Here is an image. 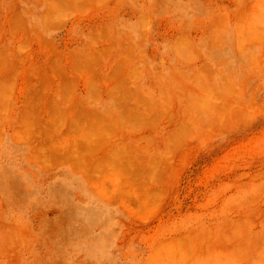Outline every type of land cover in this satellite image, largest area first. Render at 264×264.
<instances>
[{"label":"rangeland","instance_id":"1","mask_svg":"<svg viewBox=\"0 0 264 264\" xmlns=\"http://www.w3.org/2000/svg\"><path fill=\"white\" fill-rule=\"evenodd\" d=\"M0 264H264V0H0Z\"/></svg>","mask_w":264,"mask_h":264}]
</instances>
